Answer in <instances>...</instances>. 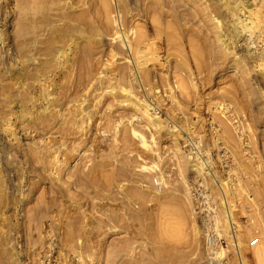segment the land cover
I'll return each instance as SVG.
<instances>
[{"label":"rangeland","instance_id":"rangeland-1","mask_svg":"<svg viewBox=\"0 0 264 264\" xmlns=\"http://www.w3.org/2000/svg\"><path fill=\"white\" fill-rule=\"evenodd\" d=\"M0 34V264H264V0H0Z\"/></svg>","mask_w":264,"mask_h":264},{"label":"bare ground","instance_id":"bare-ground-1","mask_svg":"<svg viewBox=\"0 0 264 264\" xmlns=\"http://www.w3.org/2000/svg\"><path fill=\"white\" fill-rule=\"evenodd\" d=\"M2 34H0V44H2ZM130 47H131V42H130ZM142 105H143V107H144V110H143V113H144V115L145 116H147L148 117V119L153 123L154 122V117H153V115H152V112H150V107L149 106H151V104L149 103V102H147V101H142ZM157 119L159 118L158 116H155ZM134 134L135 135H137L139 138H140V140L143 142V145L144 146H146V147H150V144L148 143V140L146 139V137L143 135V134H141V133H139V132H137V131H135L134 130ZM199 154H198V159H199V162L197 163V167L195 168L196 170H198V172H201L202 170H203V168H204V165H206L207 164V161L205 160V159H203V156L201 155L202 154V152L199 150V152H198ZM157 166V165H156ZM144 167V169H146V170H151V169H153L154 168V166H143ZM155 183H157L158 184V186H156V188L159 190V191H161L162 189H163V187H162V183L161 182H159L158 180H157V182H155ZM164 183V182H163ZM156 185V184H155ZM154 185V186H155ZM263 246L261 245L260 246V248L256 251L257 252V255L258 256H264V247L262 248ZM225 251H223L222 252V254L224 253Z\"/></svg>","mask_w":264,"mask_h":264},{"label":"built area","instance_id":"built-area-1","mask_svg":"<svg viewBox=\"0 0 264 264\" xmlns=\"http://www.w3.org/2000/svg\"><path fill=\"white\" fill-rule=\"evenodd\" d=\"M157 182V181H156ZM157 186H158V184L157 183H155Z\"/></svg>","mask_w":264,"mask_h":264}]
</instances>
